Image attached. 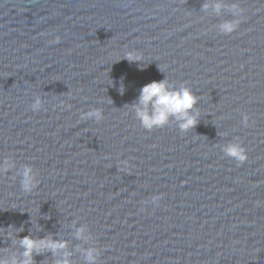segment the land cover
Wrapping results in <instances>:
<instances>
[{
	"label": "water",
	"instance_id": "95a60500",
	"mask_svg": "<svg viewBox=\"0 0 264 264\" xmlns=\"http://www.w3.org/2000/svg\"><path fill=\"white\" fill-rule=\"evenodd\" d=\"M205 2L0 0V160L16 161L0 174V256L19 255L14 238L51 235L73 264L90 246L98 264H264V0H239L230 34L216 25L231 12ZM130 50L143 60L130 63ZM165 76L200 98L187 133L146 130L126 106ZM95 107L103 120L80 119ZM235 138L243 163L220 147ZM25 163L40 181L31 193L16 174Z\"/></svg>",
	"mask_w": 264,
	"mask_h": 264
},
{
	"label": "clouds",
	"instance_id": "9594fccd",
	"mask_svg": "<svg viewBox=\"0 0 264 264\" xmlns=\"http://www.w3.org/2000/svg\"><path fill=\"white\" fill-rule=\"evenodd\" d=\"M205 12L211 10L215 14H220L225 9L230 11L234 18L224 19L220 21L216 28L222 34H230L235 31L240 25L244 8L240 6L239 0H208L202 5ZM61 37L55 36L51 43H59ZM130 63L133 61H142V55L136 50L127 51L124 54ZM159 67V66H158ZM143 65H141V69ZM160 68V67H159ZM161 69V68H160ZM113 83V81H111ZM120 94L124 92L123 84L120 86ZM199 97L194 93L193 89L186 83H180L177 86L171 82L167 76L160 80H152L145 83L139 90V95L135 102L126 105L130 110L134 111L136 119L140 125L146 130L154 128H163L169 124H175L181 133H187L194 129L199 123L201 112L197 108ZM44 104V100L40 95H36L30 107L32 111H39ZM65 108H71V104L60 102ZM80 119H93L101 121L104 119L103 110L99 107L90 108L87 111L80 113ZM242 122L244 126L249 124V115L243 114ZM225 156L234 158L239 163L247 160V152L237 138L227 143L220 145ZM121 171L128 172L129 160L124 159L119 161ZM16 167V161L11 156L3 157L0 160V174L7 173L9 170ZM16 174L20 177V187L23 192L31 193L40 183L37 178V173L31 164H22L16 168ZM15 179V177H13ZM162 194L153 195L150 201L153 205L158 206ZM260 203L259 201L257 202ZM10 229L11 225L8 226ZM37 227H39L37 225ZM2 231V230H0ZM23 231V228L17 229ZM85 228L78 227L75 232L76 238L88 240L90 237L85 235ZM8 236L13 233L9 231ZM14 244H18L22 251L19 255L0 256V264H36L35 255L41 254L44 251H50L56 259L53 264H73L72 253L67 251V241L59 240L51 235L46 237L36 238L32 235H26L18 239H13ZM84 257V264H98V259L101 255L100 249L95 246H90L81 250Z\"/></svg>",
	"mask_w": 264,
	"mask_h": 264
}]
</instances>
